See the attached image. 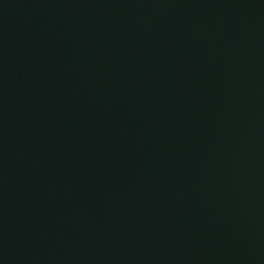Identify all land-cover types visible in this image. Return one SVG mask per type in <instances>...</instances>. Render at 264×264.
Here are the masks:
<instances>
[{
	"label": "water",
	"instance_id": "water-1",
	"mask_svg": "<svg viewBox=\"0 0 264 264\" xmlns=\"http://www.w3.org/2000/svg\"><path fill=\"white\" fill-rule=\"evenodd\" d=\"M0 264H264V0H0Z\"/></svg>",
	"mask_w": 264,
	"mask_h": 264
}]
</instances>
